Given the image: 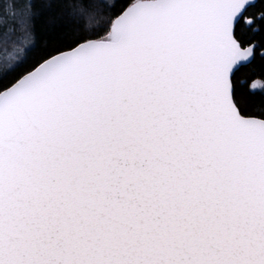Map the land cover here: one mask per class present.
<instances>
[{
    "label": "snow or ice",
    "instance_id": "snow-or-ice-1",
    "mask_svg": "<svg viewBox=\"0 0 264 264\" xmlns=\"http://www.w3.org/2000/svg\"><path fill=\"white\" fill-rule=\"evenodd\" d=\"M259 5L0 0V264H264Z\"/></svg>",
    "mask_w": 264,
    "mask_h": 264
},
{
    "label": "trees",
    "instance_id": "trees-1",
    "mask_svg": "<svg viewBox=\"0 0 264 264\" xmlns=\"http://www.w3.org/2000/svg\"><path fill=\"white\" fill-rule=\"evenodd\" d=\"M36 2L40 3L42 2V0H36ZM250 11H255V12L260 11L259 0H257V8L251 9ZM35 22L37 25V29L40 30L43 28L45 17L40 16L36 18ZM257 39H259V37H257ZM262 72H264V67H262V63L257 57V59L252 64L242 68L240 72L237 74L238 80H240L241 82H244L245 87L249 91L256 93L255 96L249 97L250 100L258 101L261 98L260 96L261 88L264 87V74H261ZM252 73H255V75H253ZM254 81H260L262 83V87L258 89H252L251 84Z\"/></svg>",
    "mask_w": 264,
    "mask_h": 264
},
{
    "label": "rangeland",
    "instance_id": "rangeland-1",
    "mask_svg": "<svg viewBox=\"0 0 264 264\" xmlns=\"http://www.w3.org/2000/svg\"><path fill=\"white\" fill-rule=\"evenodd\" d=\"M262 87V83L260 81H254L252 84H251V88L252 89H258V88H261Z\"/></svg>",
    "mask_w": 264,
    "mask_h": 264
}]
</instances>
